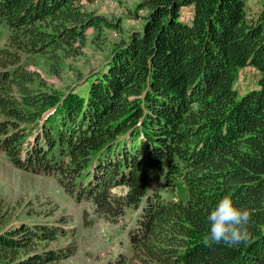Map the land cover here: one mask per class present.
Instances as JSON below:
<instances>
[{"label":"trees","instance_id":"1","mask_svg":"<svg viewBox=\"0 0 264 264\" xmlns=\"http://www.w3.org/2000/svg\"><path fill=\"white\" fill-rule=\"evenodd\" d=\"M93 1L0 0L8 26L0 152L21 170L56 179L96 218L130 217V253L109 264H264V7L136 0L140 27L85 76L88 87L57 91L38 70L39 57L59 76L82 54L88 29L101 36L121 29L120 17L87 8ZM247 66L260 74L240 90ZM178 178L186 201L161 192ZM225 195L251 211L250 238L205 244L208 216ZM0 217V264H62L73 252L58 245L70 232L55 223L61 219Z\"/></svg>","mask_w":264,"mask_h":264},{"label":"rangeland","instance_id":"2","mask_svg":"<svg viewBox=\"0 0 264 264\" xmlns=\"http://www.w3.org/2000/svg\"><path fill=\"white\" fill-rule=\"evenodd\" d=\"M247 3L252 12L264 7V0H248ZM135 5L136 0L88 2L87 8L96 13L107 15L112 20L120 17L121 29L105 30L101 33L102 36L93 29H88V42L82 54L77 59H68L69 66L65 67L59 76L49 71L48 61L44 57H39L37 61L38 70L57 91L78 86L84 78L86 79V75L100 68L113 48L132 29L140 27L141 19L134 14ZM182 14L184 19H190L192 8L184 7ZM7 35L8 26L5 22L0 23V46L5 43ZM259 74L260 72L252 66L243 68L237 87L244 90L254 85ZM87 87L88 84L83 82L77 87V91H83ZM113 191L123 192V188H113ZM161 192L167 199L186 201L189 196L182 178L176 179L172 186L161 187ZM3 212L10 216L13 223L21 220L43 222L61 219L55 223L66 226L70 232L60 239L58 245L69 244L73 249L62 264H109L115 262L120 252L130 251L125 228L131 221L130 217L115 224L98 219L94 216L90 204L79 203L69 197L56 179L21 170L13 166L0 152V214Z\"/></svg>","mask_w":264,"mask_h":264},{"label":"clouds","instance_id":"3","mask_svg":"<svg viewBox=\"0 0 264 264\" xmlns=\"http://www.w3.org/2000/svg\"><path fill=\"white\" fill-rule=\"evenodd\" d=\"M208 233L204 236L205 244L235 246L250 238L248 230L252 221L250 210L237 207L229 195H225L210 212Z\"/></svg>","mask_w":264,"mask_h":264}]
</instances>
